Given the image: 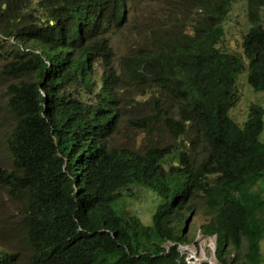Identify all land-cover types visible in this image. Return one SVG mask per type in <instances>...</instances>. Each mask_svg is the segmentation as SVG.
Returning a JSON list of instances; mask_svg holds the SVG:
<instances>
[{
    "label": "trees",
    "instance_id": "trees-1",
    "mask_svg": "<svg viewBox=\"0 0 264 264\" xmlns=\"http://www.w3.org/2000/svg\"><path fill=\"white\" fill-rule=\"evenodd\" d=\"M130 1L0 0V73L15 82L0 187L21 205L29 264H186L176 227L197 211L218 264H264V111L251 107L242 126L228 115L241 72L264 91V0H245L241 54L220 48L233 0H182L184 16L119 61L170 98L171 114L155 113L175 140L202 144L198 163L183 148L110 143L121 107L107 36ZM136 186L161 199L149 225L113 208ZM12 259L0 252V264Z\"/></svg>",
    "mask_w": 264,
    "mask_h": 264
},
{
    "label": "rangeland",
    "instance_id": "rangeland-1",
    "mask_svg": "<svg viewBox=\"0 0 264 264\" xmlns=\"http://www.w3.org/2000/svg\"><path fill=\"white\" fill-rule=\"evenodd\" d=\"M233 2L229 16L223 24L226 35L220 48L228 53L241 54V37L249 25L246 23L245 0H233ZM181 3L182 0H131L128 4L126 24L120 30L107 36L114 55L113 66L119 76L118 90L121 107L116 132L110 143L116 147L129 149L150 145L152 147L183 148L189 150L193 162L198 163L205 153L202 144L197 140L188 143L190 141L188 136L183 137L182 140L180 138L175 140L164 126L165 114L155 113L161 105L166 114H171L172 101L170 98L148 87L144 81H130L119 65L122 57L133 55L140 48L148 45L153 32H158L163 25L165 27L172 25L176 19L184 16ZM261 24L264 27V9L261 10ZM13 83L15 82L12 79L0 73V166L5 168L11 167L6 149V138L14 125V118L8 107V86ZM235 90L238 100L229 110L228 115L239 126H242L248 118L251 107L264 111V91H254L248 85L246 71L237 75ZM262 119L263 129L259 140L264 143V115ZM131 194L128 200L123 198L115 202L113 208L117 212L121 209H128L144 225H149L151 215L161 202L160 197L149 188L137 186L131 189ZM185 216L188 220L187 226L184 227V221L176 227L180 229L179 234L183 235L187 241L186 245L178 247L179 253L184 256V262L186 264L204 262L209 264L206 260L195 262L200 252H203L206 256H212L218 264L215 258L214 238L204 237L199 231V226L206 222L209 216L203 211L192 214L186 212ZM20 217L19 201L0 187V252L13 256L12 264H29L31 251L20 226ZM261 246L264 253V240ZM190 250H193L194 254H191Z\"/></svg>",
    "mask_w": 264,
    "mask_h": 264
},
{
    "label": "bare ground",
    "instance_id": "bare-ground-1",
    "mask_svg": "<svg viewBox=\"0 0 264 264\" xmlns=\"http://www.w3.org/2000/svg\"><path fill=\"white\" fill-rule=\"evenodd\" d=\"M191 254H194L193 250H190ZM203 260H206L209 264H216L215 260L212 256H206L203 252H200V254L196 257V263H199Z\"/></svg>",
    "mask_w": 264,
    "mask_h": 264
},
{
    "label": "water",
    "instance_id": "water-1",
    "mask_svg": "<svg viewBox=\"0 0 264 264\" xmlns=\"http://www.w3.org/2000/svg\"><path fill=\"white\" fill-rule=\"evenodd\" d=\"M187 224H188V220H186V222H185V226L184 227H186L187 226ZM185 229V228H184ZM183 232H184V230H183Z\"/></svg>",
    "mask_w": 264,
    "mask_h": 264
}]
</instances>
